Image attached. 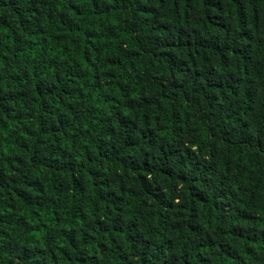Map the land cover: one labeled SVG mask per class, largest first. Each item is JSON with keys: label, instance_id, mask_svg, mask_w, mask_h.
<instances>
[{"label": "trees", "instance_id": "obj_1", "mask_svg": "<svg viewBox=\"0 0 264 264\" xmlns=\"http://www.w3.org/2000/svg\"><path fill=\"white\" fill-rule=\"evenodd\" d=\"M0 264H264V0H0Z\"/></svg>", "mask_w": 264, "mask_h": 264}]
</instances>
